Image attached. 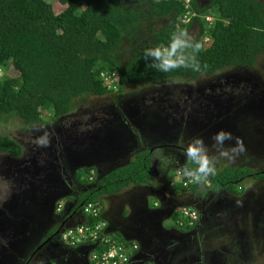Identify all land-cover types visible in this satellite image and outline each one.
<instances>
[{
  "label": "trees",
  "instance_id": "trees-1",
  "mask_svg": "<svg viewBox=\"0 0 264 264\" xmlns=\"http://www.w3.org/2000/svg\"><path fill=\"white\" fill-rule=\"evenodd\" d=\"M192 1L191 11L196 16L184 23L190 10L185 9L183 0H0V125L13 116L27 128L46 126V112L53 122L69 116L78 99L115 94L101 80L103 72L117 73L119 95L128 88L181 80L193 83L227 69L254 68L264 53V2L211 0L201 6L198 0ZM55 5L64 7L59 15ZM201 17H212V25ZM177 27L190 34L197 29L194 40L203 44L198 55L200 72L181 68L163 73L150 66L151 58L145 60L144 50L167 47ZM207 38L211 41L205 43ZM187 53L194 54L192 49ZM2 154L19 158L23 149L10 135L2 134ZM177 162L180 168L165 174L169 189L181 194L206 188L195 184L185 189L177 184L178 172L184 175L198 167L187 157H178ZM153 164V152L144 151L127 166L97 178L95 188L81 197L82 203L101 209L100 218H89L88 226L105 221L101 197H114L131 186L145 187L158 181ZM248 177L264 179L263 174L246 167L227 168L209 178L208 193L225 191L241 196L239 188ZM187 225L181 227L187 229Z\"/></svg>",
  "mask_w": 264,
  "mask_h": 264
},
{
  "label": "rangeland",
  "instance_id": "rangeland-1",
  "mask_svg": "<svg viewBox=\"0 0 264 264\" xmlns=\"http://www.w3.org/2000/svg\"><path fill=\"white\" fill-rule=\"evenodd\" d=\"M210 1L198 0L201 6L209 5ZM63 9L64 7L54 6L57 15ZM196 30L194 28L191 32L194 39L197 36ZM74 106L75 109L69 116L52 123H48L49 114L46 112L43 118L47 125L44 127L27 128L13 116L6 117L0 125V135H10L26 148L23 157L16 162L18 166H13L12 159L9 160L8 170L13 174H21V168L25 166L19 163L30 164L37 160V156L41 157L39 152L42 150V154L46 155L42 157L50 162L48 166L40 162V166L48 171L49 178L35 183L36 187L23 184L20 180L11 186L8 184L10 182H6V177L0 176V180L3 179L0 183V264H20L22 260L29 258L31 248H26V245L35 242L36 234L39 243L44 240V223L52 218L49 213L51 207L60 203L55 200L50 203V198L53 194H61V185L66 187L68 182L60 176L74 174L78 170L75 169L74 173L70 169L66 171L70 167L66 161L87 148L96 149L109 141L113 143L111 147L120 143L128 144L133 140L140 142L142 150L139 153L154 149L151 151L154 156V173L158 182H166L165 174L181 166L177 158L187 157L178 154L184 153L187 145L199 137L209 147V155L216 157L214 163L217 173L227 168L245 166L252 171H264V53L257 58L256 66L252 69H227L216 76L201 77L193 83L181 80L128 88L122 96L113 94L87 97L76 100ZM220 131L231 133L232 139L225 141L226 148H239L238 141L242 144V151L231 154L235 156L232 162L218 155L219 148L212 147L213 137ZM52 142L55 145L48 146ZM62 149L66 152L53 153ZM110 151L101 157H111ZM3 160L0 159V166ZM131 161L132 159L118 164V167L127 166ZM70 163L75 164L72 161ZM109 169H112V164ZM87 171L81 172V181H88ZM53 174H58L60 179L55 180L56 183L51 185L49 191L47 181L53 179ZM178 174L179 172L177 178ZM158 182H151L147 186L154 188V184ZM262 182L248 177L241 185L244 196L237 199V203H232L231 212H223L224 218L218 213L209 215V233L204 238L198 236L196 240L197 234L191 236L182 241L181 245L174 246L177 248L175 256L160 258L156 263L264 264ZM256 189L261 193L254 195L252 192L255 193ZM127 190L122 196L105 197L108 199L104 200V216H123L128 211L125 202L132 192ZM142 191L145 195L148 192L146 189ZM150 191L158 195L157 190ZM162 192L172 195L166 186ZM180 199L183 204L191 201L187 196ZM64 201L67 203L69 200L66 198ZM149 201L153 206L155 198L149 197ZM54 214L56 215L55 210ZM181 220L182 216L177 212L176 217L170 219L165 226L178 230ZM46 244V257L55 256L58 248L53 243ZM172 252L174 251L166 254ZM47 258H38L35 264H45Z\"/></svg>",
  "mask_w": 264,
  "mask_h": 264
},
{
  "label": "crops",
  "instance_id": "crops-1",
  "mask_svg": "<svg viewBox=\"0 0 264 264\" xmlns=\"http://www.w3.org/2000/svg\"><path fill=\"white\" fill-rule=\"evenodd\" d=\"M130 143L132 144L129 145ZM130 143L114 147L110 151L112 156L109 158L101 157L103 154H107L108 152L101 153L99 156H89L87 155V152H80V162L82 161L81 164H79V170H81L80 172L83 170H92L96 172L97 177L103 178L111 171L121 168L118 167L120 164L130 161L136 156L137 152L139 153L142 150V145L139 144L140 142L136 143L135 140H133ZM111 164L112 169H109V165ZM113 166L115 169H113ZM165 186L168 187L167 181H160L156 183V185L154 184V188H152V186L128 188V190L126 189L127 192H132L128 196L129 199H127L125 202L128 205H126L128 211H126L123 216L121 214L116 216L108 214L107 217L105 214L104 216L109 224V232L113 234L112 236L118 237V239L120 238V241L123 240L127 243L137 244L139 246L140 258L138 260H134L132 264H147L149 262L152 264H157L156 262H158L160 258H170L175 256L174 254L176 253L175 251L177 248L174 246L179 244L181 245L182 241H186V239L193 235L197 234V240L198 236L199 238H204L205 234L209 233L210 214L213 216L214 213H218L223 217L222 213L226 212L225 214H228L231 212L232 203L238 202L228 193L223 192L219 194H210L205 188H202L196 192L182 191L181 194L176 193V191L174 192V190L168 188L172 192V195L168 196L162 192L165 190ZM142 189L148 190L146 195ZM150 190H157L158 195L152 193ZM86 192L87 191L83 193ZM124 192L125 191L121 193V196ZM161 193H163V195H161ZM62 194L64 195L62 199L68 198L71 204L69 209L72 210L75 205L74 200L76 201V199H73V194L70 191L64 190L62 191ZM182 196L190 197L191 201L186 204L181 203L182 200L180 197ZM149 197L155 198L153 206L150 205ZM108 198H101V201L104 203V205V200H107ZM184 206L192 207L199 211L200 221L197 224V227L187 230H180L179 227H177V230L172 226L166 228L165 225H167L169 220L175 218L176 210H179ZM113 209L114 208L112 206L111 210ZM54 210L55 208L53 207L51 214L54 213ZM80 219L81 218L79 217L78 221ZM51 230L52 228L50 227V231L48 230L44 233L45 238L51 232ZM163 245L165 246L164 248ZM23 250L25 251L26 249ZM172 250L174 252L169 255L166 254V252ZM79 251L82 252L80 249ZM77 252L78 251H76V253Z\"/></svg>",
  "mask_w": 264,
  "mask_h": 264
},
{
  "label": "clouds",
  "instance_id": "clouds-1",
  "mask_svg": "<svg viewBox=\"0 0 264 264\" xmlns=\"http://www.w3.org/2000/svg\"><path fill=\"white\" fill-rule=\"evenodd\" d=\"M201 18H202V20L204 22H206V19H207L206 17H201ZM208 18H212V17H208ZM210 25H212V24H210ZM256 30H258V29H256ZM208 41L209 42L211 41L210 38L209 39L208 38L205 39V43H207ZM188 49H192L194 54L187 53ZM202 50H203V44L202 43H200L198 41H195L193 36L188 31L180 29L179 27H177V30H176L175 33L172 34L171 42L169 43V45L167 47H155V48H151L150 47V48H146L144 50V58H145V60H149V58H151L150 66L153 69H155V70H157L159 72L170 73V72H172L174 70L181 69V68L190 69V70H192L194 72H200L201 69H202V65H201V63H200V61L198 59V55H199V53ZM190 60H191V63H189ZM203 67L206 68L207 65H204ZM103 74L114 75V80H115V86L114 87L109 88V86L106 84V82L104 81V79L102 77ZM100 77H101V80L103 81V83L105 84L106 88L109 91H113L116 94L117 89H118V75H117V73L116 72H103V73H101ZM124 93H126V91ZM124 93L119 94V95L117 94V95L118 96H122ZM50 117L51 116L49 115V118ZM48 123H50V121ZM230 139H232L231 133H228V132H225V131H220L213 137L214 143H213L212 147L213 148H219L220 150L218 152V155L220 157L228 158V161L232 162V161H234L235 156H233L231 154L232 153L238 154V151H242L243 148H242V144H240L239 141H238L239 148H226L225 147V141L230 140ZM120 145H125V144L120 143ZM21 147H22V145H21ZM22 149H23V154H22L21 157H23L24 153L26 152L25 151L26 150L25 147L22 148ZM153 150H150V151H153ZM209 151H210V149L204 143L203 139L197 137V138H194L193 141L190 142L187 145V147H186V149L184 150V153H183L185 156H187V158L190 161H195L196 164L198 165V167L195 169L194 172L184 171V176L187 177V178H190V181L192 183H195V184H198V185H201V186H206L205 189H207V191H209V188L211 187V183L209 181V178L210 177H214L217 174V168H216L215 163H214L216 157L215 156H210L209 155ZM58 152L59 151H54L53 153H58ZM42 156H46L45 153H43ZM1 157L4 158V160H7V164L9 166H10V163H9L10 159H12L11 161H13V163H12L13 166H16L17 160H19L21 158V157L12 158V157H10L9 155H6V154L0 155V158ZM39 158L40 157L37 156L36 162L38 161ZM73 159H74V157L71 156L70 158H68L67 162H69V161L71 162ZM4 160H3V162H4ZM39 161L43 162L44 164H46V166H48L50 164V162L46 161L44 158H43V160L39 159ZM77 167H78L77 168L78 170L75 172L76 176H77V174L78 175L81 174V172H80L81 170H79V165ZM53 168H55V167H53ZM253 172H258V173H261V174L264 175V171H253ZM21 174H28V176L25 177L24 179L16 178V180H20L21 183H23V184H24L25 180H28L29 182H31L29 184V186H32V187H36L35 183H37V182L41 183L44 180L49 178L48 171H46L45 168L41 167L40 163H39V165L34 164V168L33 169H29V170H24L23 169ZM97 178L100 179L101 177H97L96 172L91 170L90 175L88 177L89 184H94V181H96ZM53 179L58 180L60 178H59L58 174H53ZM77 179H78V177H77ZM256 181H257V179H256ZM60 182L64 183L62 180H60ZM176 182H177V184L178 183L182 184L180 182L179 178L176 179ZM263 182H264V179H263ZM174 186L175 185H171V187H174ZM66 187H63V184L61 185V191H60L61 194H62V191ZM94 188H95V184L92 187V190ZM48 189H49V191L51 190L50 187H48ZM185 189H188V188H185ZM253 189H255V188H253ZM239 191L242 193L241 196L231 195V194H229L228 192H225V191H223V192L228 193L229 195L233 196L232 198L237 200V199H240V198H242L244 196L243 187H240ZM87 192H89V191H87ZM223 192H220V193H223ZM31 194L33 195V193H31ZM84 194L85 193H83V195ZM216 194H219V193H216ZM57 202H60V203L55 205L54 208H55L56 215L59 216V215H61L63 213V211L65 209V206L67 204L65 203L64 199H59V201H57ZM89 204H93V203H88V204L82 203V205H81V207L79 209V210L82 211V217H80L81 219L78 221V217H77L76 213H77V210H78L77 208H79V206H78V204L76 202L74 207H73V209L69 211L67 216H65V218H66L65 220H68L69 222L66 223V226L64 227V230L61 231L60 234H57V235H59L60 242L63 245L69 247L71 250L78 251L79 252L78 253L79 257H80V255L85 253L87 264H93L92 263L93 254L94 253H98L99 251H101L100 250L101 248L97 244H93V243H77L76 245H69L68 241L64 240V235L66 234V232L68 230L74 229V228H77V227L83 226V225L88 226L87 223H88V219L89 218L91 220H95V219H92L91 217L87 216L85 214V212H84V208L87 205H89ZM93 205L96 206L100 210V214H101V209L96 204H93ZM60 206H61V211H58ZM184 210H190L191 212L196 213L197 214V220L194 221V220L190 219L189 217H186L184 215V212H183ZM177 212L178 213L179 212L182 213L181 216H182L183 219L180 222H183V220L185 221V222H183V223H181L179 225V227L181 229H184L181 226H183L185 223L188 224L187 225V227H188L187 229H189V228L190 229H194V228L197 227V224L200 221V213H199V211H197L196 209H194L192 207L184 206V207H181L179 210H176V213ZM103 219L105 220L104 223L106 224V227H105V230H104L105 238L115 239V238H113L115 236H112L113 234L109 232V224H108L106 218L104 217V215H103ZM91 227H93V226H91ZM187 229H184V230H187ZM115 240H117L118 242L123 244L122 241H120L118 238L115 239ZM133 245H137V244H133ZM79 249L82 250V252L79 251ZM138 253H139V251L134 254L132 262L130 264L133 263L134 258H136L135 256ZM23 261L30 263L31 259L30 258L24 259ZM33 264H35V263H33ZM147 264H152V263L149 262Z\"/></svg>",
  "mask_w": 264,
  "mask_h": 264
},
{
  "label": "flooded vegetation",
  "instance_id": "flooded-vegetation-1",
  "mask_svg": "<svg viewBox=\"0 0 264 264\" xmlns=\"http://www.w3.org/2000/svg\"><path fill=\"white\" fill-rule=\"evenodd\" d=\"M53 140H55V138H53ZM111 144H113V143H111L109 141V142H106L105 145L96 147V149H88L87 148L85 150H82L81 152H87L88 153L87 155H89V156L90 155L99 156V155H101V153H107L109 150H111L112 149V147H111L112 145ZM52 145H55V144L52 142L48 146L51 147ZM22 148H24L23 145H22ZM56 151H59L61 153H65L66 152V150L63 151V149L62 150H56ZM42 152H44V150L39 152V154L41 155V157L39 158L40 160H43ZM182 154L183 153H179L178 155H182ZM76 155H77V157H76ZM76 155H72V157H74L72 162H75V164L74 163H70L69 164V162L66 161L67 164L70 165V167L67 168L66 171H69V169H70L71 172L74 173V170L78 168L77 164L78 165L81 164V162H82V161L80 162L81 153H76ZM78 157H79V159H78ZM0 159L3 160L4 158L1 157ZM39 159H38L37 162H36V159L34 161H31L30 164H22L20 162L19 165L25 166V168H21L22 170L23 169L24 170L33 169L34 168V164L39 165V163H40ZM182 159H184V158H182ZM252 164H253V162H252ZM16 166H18L17 163H16ZM8 168H9V165L7 164V160H4V162L0 166V176L2 178H3V176L6 177L8 179L6 182H10L8 184H10L11 186H14V185L17 184L18 180H16V178L24 179L25 177L28 176V174H13L12 171L8 170ZM63 170L64 169H62V171ZM68 175H69V177H68ZM60 177H63L64 181L65 180L68 181V182H66V184H67L66 186L67 187L64 189V191H70L73 194V196H74L73 199H77L76 201L74 200V202L75 203L77 202V204H78V206L80 208L81 205H82L81 197L83 195V192L91 191L92 187L94 186V184H85L81 180L78 181L77 177H79V175L77 174V176H76L75 173L74 174H61ZM1 180H3V179H1ZM257 181L260 182V181H263V179H257ZM0 183H2V181ZM30 183L31 182H29L28 180L24 181V184H26V185H29ZM256 188H258V187H256ZM256 190L257 191H255V193L254 192H252V193L253 194L261 193V192H258V189H256ZM263 190H264V188H263ZM58 196H59V194H53L51 196L49 202L52 203ZM262 199H264V197ZM66 204L67 205L65 206V209H64V211H63V213L61 215L57 216V215H55L53 213L52 215H50L52 217V218L50 217L51 220H49L48 222L44 223V228H45L44 233L47 232L50 229V227H52L53 229L50 232L51 234L49 233L46 236V238L44 240H42L40 243L38 241V234H37L35 242H30L29 244H27L26 248H31L30 249L31 253H30V256H29V258L31 259L30 263L25 262V261L22 260V262L20 264H33V263L36 262V260L38 258H41V257H42V259H43V257L47 258L46 256H48V254H47V252L45 250L47 249L48 245L46 243H49V244L53 243V245L58 248V251H57V254L55 256H49L46 259V263L45 264H66L67 262H69V264H87L85 253H83L79 257V254H78L79 252L76 253L75 250H71L69 247L63 245L60 242L59 235H57V234H60V232L64 230V227L66 226V223L69 222L68 220H65L66 219L65 216H67V214L69 213V211H70L69 208H70L71 204L69 202H67ZM76 214H77L78 218L82 217V211L81 210L78 209ZM23 253L24 252H22V254ZM140 264H142V263H140Z\"/></svg>",
  "mask_w": 264,
  "mask_h": 264
},
{
  "label": "built area",
  "instance_id": "built-area-1",
  "mask_svg": "<svg viewBox=\"0 0 264 264\" xmlns=\"http://www.w3.org/2000/svg\"><path fill=\"white\" fill-rule=\"evenodd\" d=\"M186 6V10H190L186 13L184 17V23L190 22V17H195L196 14H193L191 11L192 0H183ZM206 22L209 24L213 23L212 18H207ZM104 81L109 86V88L115 86L114 75H102ZM179 179L182 183V186L188 188L189 186L195 185L190 179L184 180V175L179 172ZM58 211H61V206ZM84 212L87 216L92 219L100 218V210L93 204H89L84 208ZM184 215L189 217L192 220H197V214L191 212L190 210H184ZM106 224L99 223L91 226H79L74 229H70L64 235V240L71 243V245H76L77 243H93L97 244L101 251L94 253L92 256L93 264H130L132 262L133 256L136 252L139 251L138 245L125 246L115 239H108L104 236Z\"/></svg>",
  "mask_w": 264,
  "mask_h": 264
},
{
  "label": "water",
  "instance_id": "water-1",
  "mask_svg": "<svg viewBox=\"0 0 264 264\" xmlns=\"http://www.w3.org/2000/svg\"><path fill=\"white\" fill-rule=\"evenodd\" d=\"M118 145H120V144H117L116 146H118ZM114 147H112V149H113ZM111 149V150H112ZM109 152V151H108ZM54 183H56V181H55V179H51V180H49L48 182H47V186L48 187H50V189H51V185L52 184H54ZM63 194H59V196L55 199V201H59V199H62L63 198ZM52 208L53 207H51V210H50V214H51V211H52ZM136 258H134V260H138L139 258H140V253L139 254H137L136 256H135Z\"/></svg>",
  "mask_w": 264,
  "mask_h": 264
}]
</instances>
